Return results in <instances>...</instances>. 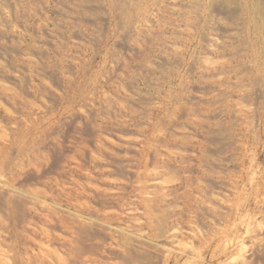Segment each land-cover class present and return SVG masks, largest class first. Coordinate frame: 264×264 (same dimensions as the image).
I'll use <instances>...</instances> for the list:
<instances>
[{
    "label": "rangeland",
    "instance_id": "374dc122",
    "mask_svg": "<svg viewBox=\"0 0 264 264\" xmlns=\"http://www.w3.org/2000/svg\"><path fill=\"white\" fill-rule=\"evenodd\" d=\"M0 264H264V0H0Z\"/></svg>",
    "mask_w": 264,
    "mask_h": 264
}]
</instances>
